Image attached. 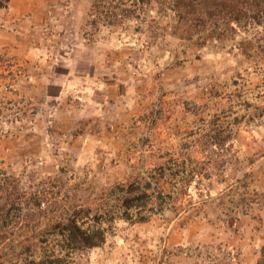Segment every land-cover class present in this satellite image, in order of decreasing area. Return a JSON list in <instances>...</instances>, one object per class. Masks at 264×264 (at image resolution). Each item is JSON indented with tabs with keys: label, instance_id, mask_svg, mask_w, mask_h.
Segmentation results:
<instances>
[{
	"label": "rangeland",
	"instance_id": "obj_1",
	"mask_svg": "<svg viewBox=\"0 0 264 264\" xmlns=\"http://www.w3.org/2000/svg\"><path fill=\"white\" fill-rule=\"evenodd\" d=\"M145 182L68 264H264V0H10L0 256Z\"/></svg>",
	"mask_w": 264,
	"mask_h": 264
},
{
	"label": "trees",
	"instance_id": "obj_2",
	"mask_svg": "<svg viewBox=\"0 0 264 264\" xmlns=\"http://www.w3.org/2000/svg\"><path fill=\"white\" fill-rule=\"evenodd\" d=\"M9 2L10 0H0V8L7 7ZM220 136L221 132L215 128V134L211 135L213 141L221 142ZM156 185L159 186V181ZM154 188L151 182L133 184L132 188L123 191L113 203L108 198L97 207L75 210L59 220L47 236L41 237L43 244L34 247L24 245L11 252L7 251L4 256H0V264H68L81 253L104 244L108 234L114 231L117 219L137 222L150 220L153 213H156L157 196L152 192ZM12 203H6V211L0 210V222L8 218V209ZM81 211H85L86 217L79 216ZM81 219L83 224L87 223L85 228Z\"/></svg>",
	"mask_w": 264,
	"mask_h": 264
}]
</instances>
